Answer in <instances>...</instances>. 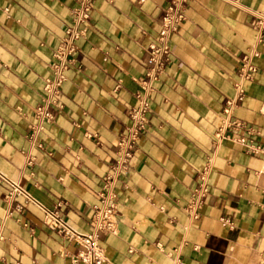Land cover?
I'll return each instance as SVG.
<instances>
[{"label":"crops","instance_id":"crops-1","mask_svg":"<svg viewBox=\"0 0 264 264\" xmlns=\"http://www.w3.org/2000/svg\"><path fill=\"white\" fill-rule=\"evenodd\" d=\"M172 0H95L88 33L53 122L33 140L46 100L53 50L72 23L77 0H0V169L48 208L87 231L117 142L131 123L148 46ZM264 0H192L171 39L149 123L117 187L118 221L102 238L103 264H264ZM258 50L236 116L258 131L261 151L214 143L242 58ZM62 105V107L59 106ZM35 156L27 163V154ZM215 154L210 193L197 219L185 205ZM0 182V264H86L80 246L49 228L22 196ZM20 205L21 209L17 210ZM9 212H12L9 215ZM173 220V222L171 221ZM228 220V221H226ZM130 249L132 251H130Z\"/></svg>","mask_w":264,"mask_h":264},{"label":"built area","instance_id":"built-area-1","mask_svg":"<svg viewBox=\"0 0 264 264\" xmlns=\"http://www.w3.org/2000/svg\"><path fill=\"white\" fill-rule=\"evenodd\" d=\"M190 1L192 0H172L166 9L159 32L148 46L151 66L146 77L139 80V89L135 93L137 104L129 110L131 123L125 127L118 138L114 161L106 173L100 192V201L94 206L93 222L87 231L76 228L57 207H46L33 197L19 180L11 178L0 169V182L8 184L10 187L6 195L7 200L22 196L26 203H32L42 210L43 221L49 228L80 246L73 256L75 262L103 264L107 260L102 238L117 228L118 183L122 174L129 168L141 135L148 126L149 114L152 109V96L157 90V85L165 74L170 61L172 36L187 18L186 5ZM230 1L237 2V0ZM94 2L95 0H77V5L71 10L72 23L66 29L65 36L53 50L52 75L44 80L43 90L46 93V100L36 108L38 121L33 125L30 134L33 140L43 130L45 123L54 120L50 106L58 104L62 86L69 79L68 73L75 65L76 54L79 51L78 41L87 36V22L92 16ZM255 23L259 31L264 33V13L255 14ZM259 54V51L255 50L245 54L242 58V65L234 82V94L226 100L222 109L221 124L213 133L216 147H219L223 140H231L244 144L247 152L262 150L260 146H255L252 140L258 131L236 116V111L246 96V83L254 78L257 71L253 59ZM59 106L62 107L60 104ZM34 161L35 156L29 152L27 163L32 164ZM214 162L215 154H212L208 157L204 168L199 172V183L193 189L190 199L185 205L191 219H197L200 216L201 209L210 193L209 179ZM16 209L20 210L21 206L18 205ZM11 214L12 212H9V215ZM171 221L173 222V220ZM3 230L4 224L0 223V241L6 239ZM130 251L132 250L130 249Z\"/></svg>","mask_w":264,"mask_h":264}]
</instances>
